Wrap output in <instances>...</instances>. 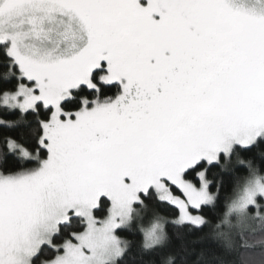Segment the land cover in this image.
I'll return each mask as SVG.
<instances>
[{
  "label": "snow or ice",
  "instance_id": "obj_1",
  "mask_svg": "<svg viewBox=\"0 0 264 264\" xmlns=\"http://www.w3.org/2000/svg\"><path fill=\"white\" fill-rule=\"evenodd\" d=\"M130 256L264 264V0H0V264Z\"/></svg>",
  "mask_w": 264,
  "mask_h": 264
},
{
  "label": "trees",
  "instance_id": "obj_2",
  "mask_svg": "<svg viewBox=\"0 0 264 264\" xmlns=\"http://www.w3.org/2000/svg\"><path fill=\"white\" fill-rule=\"evenodd\" d=\"M205 214L208 215V216H210V217H213V212H212V210L209 209V208H206V209H205ZM126 235H128V238H129V239H137V240L139 239L138 236L133 237L132 235H129V234H127V233H126ZM135 254H136V250H135V248H134V249H133V252H132L131 255H135ZM125 262H126V264H139L138 259L134 261V260L131 259V256H130V257H126V258H125Z\"/></svg>",
  "mask_w": 264,
  "mask_h": 264
}]
</instances>
